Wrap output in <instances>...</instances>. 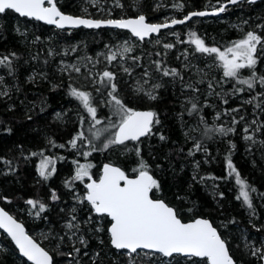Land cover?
I'll list each match as a JSON object with an SVG mask.
<instances>
[{
    "label": "rangeland",
    "instance_id": "obj_1",
    "mask_svg": "<svg viewBox=\"0 0 264 264\" xmlns=\"http://www.w3.org/2000/svg\"><path fill=\"white\" fill-rule=\"evenodd\" d=\"M166 1L174 2L173 0H54L59 10L64 14L89 19H125L141 14L146 17L148 23L183 19L185 12L175 11L176 7L167 6ZM220 6L221 4L217 7ZM233 9H226L223 14L214 18L216 20L213 17H205L211 18L206 20L194 17L191 24L183 23L169 27L143 40L133 36L129 31L117 27L61 29L35 18L22 17L13 10H7L4 14H0V36H3L0 41L5 40L4 36L6 37L4 16L7 15L12 21L11 30L26 38V46L31 47L30 54L35 55L33 48L40 46L44 58L43 67L29 66L21 71L22 84L17 68L12 76L8 75L6 69H3L4 67L0 68V100L10 103L9 99L17 98V102L20 103L21 99L18 94L21 85H37L41 80L47 82L49 91L53 95L52 99L47 98L48 102L45 100L39 105V108H43L44 117H47L49 125L46 137L40 141L31 138L32 146L27 150L29 154L24 150L20 152L23 162H25L23 165L32 167L31 183L40 185V191L34 194L23 193L21 196L18 192L7 195L0 191V205L23 222L29 235L53 255L54 264H88V262L94 263L99 260H105L104 264H207L205 259L196 258L198 260H195L194 257H181L177 254L166 257L160 253L144 250H139L136 253L117 249H114L113 252L108 251L106 248L108 245L111 246L110 236L108 229L106 233L104 232L103 218L96 214L90 204L83 199L87 192L86 184L89 179L88 177H84L83 180L74 179L78 165H93L89 171L91 177L97 180L104 163L119 166V164H127L132 160L137 168L141 161L145 162L148 165V171L160 183L158 169L152 166L148 154L149 151H152L150 146L165 139V134L158 130H162L161 114L165 113V110L161 109L160 113L159 108L155 107V103L164 89L175 92V98L180 105L182 102L191 100L199 106V115L195 119L198 124L205 123L216 128H228L229 125L232 127V131H226V134H220L206 144L203 148L205 153H193L188 165L189 175L201 186L203 192L209 195L213 205H217L216 211L219 210V214H214L210 221L226 241L229 254L235 264H246L251 261L261 264V255L264 251V183L263 186L253 183L250 187V190L252 189L249 190L251 207L243 201L242 197L237 199L240 196V189L235 181L230 184V191L233 192L231 195L237 202L238 213L236 215L241 219L239 222L229 221L225 207L220 203L223 193L219 192L220 185L216 186L219 181L216 180L218 177L213 167L216 165L217 158L212 152V148L217 143L223 144L224 152L222 155L220 152L219 156L225 157L224 168L225 166L228 168L230 157L233 166L244 181L247 182L246 179L249 181L250 178L246 172L240 169V158L246 159L251 165L255 163L258 172L264 179V95H262L264 94V85L254 83L252 88H248V85L239 82L248 79L249 75H241L236 78L225 77L217 55L198 52L195 45L191 43L193 39L191 33H195L199 38L201 35L211 37L209 34L203 33V25L211 20L214 23L222 22L228 26L233 23L236 28L233 30L230 26L227 28L229 37L236 38L233 42L244 38L249 31L264 37V2L254 9L259 17L245 16L241 9L236 10L235 7ZM194 10L202 9L190 11ZM204 10H208V8H204ZM231 13H234L232 17ZM59 31H64L66 34L59 33ZM229 37L225 36L223 39L212 37L207 40H211L209 44H212V47H218L223 51L232 46L230 44L233 42H228L225 45L221 42L228 41ZM168 44L173 47H165ZM258 46L256 55L261 56L264 48L261 45ZM125 48L131 50L125 52ZM22 50L18 47L0 45V55L8 56L12 63L21 59ZM112 54L116 55V59L109 61L108 57ZM261 60L264 63V54ZM157 65H159V69ZM259 66L260 64L257 62L256 69ZM165 68L175 69L177 75L165 76L163 74ZM104 71L114 74V79L111 81L116 84L114 94L127 107L133 109L154 107L152 109L156 113L159 123L153 124V130L143 139L140 150L129 146L123 152L112 145L106 149L103 147L102 149L107 151L106 158L108 160L100 161L104 151L93 150V147L88 145L82 147V144H85L83 139H80L81 144L76 143L75 148L69 143L80 133L81 118L88 114L81 101L75 98L79 101L77 102L60 86L66 84L67 88H77L91 94V106L97 109L96 118L110 121L107 124L96 125L94 128V130H103L111 122L117 120L115 114L111 117L108 114L107 107L111 99L108 93L111 91V87L107 80L101 83ZM149 93L156 98L151 99ZM57 95H61V100L58 98L59 102L54 103V98H57ZM23 106L25 105L20 107ZM22 109V114L29 118L31 110ZM30 119L32 123L28 127L34 126L39 116L35 114ZM193 128L194 126H192ZM161 136L164 139H161ZM245 137H251V139ZM85 152L90 155L85 156ZM33 153H37V155H33ZM40 153H42L41 157H39ZM44 157H51L56 169L47 179L41 177L38 170L40 161ZM130 157L131 159H129ZM220 164H222V160ZM21 168L23 167L21 166ZM49 169H51V165H49ZM20 171L23 172V169ZM226 174L228 175V172L226 170L225 173L224 169L220 178H225V181H228L231 178L229 175L227 178ZM1 175L7 174L3 171ZM202 176H205V180L210 183H214L215 187L207 184L201 185L198 177ZM156 190L154 189L153 194L151 193L152 198L158 195L154 192ZM53 192L58 197L56 200L52 199ZM30 199L43 203L45 210L39 212L38 204L33 208L27 203ZM38 212L39 215H37ZM185 212H178L180 218L185 215ZM73 216L76 218L73 223L79 224V228L69 229L67 223ZM92 235L94 238H91ZM84 236H87V239ZM81 239H83V243H81ZM91 239L97 240V245H102L101 253L86 250L91 246ZM8 247L4 235L0 232V253L5 252ZM76 249L79 251L77 252ZM257 249H260V252L253 255Z\"/></svg>",
    "mask_w": 264,
    "mask_h": 264
},
{
    "label": "snow or ice",
    "instance_id": "obj_2",
    "mask_svg": "<svg viewBox=\"0 0 264 264\" xmlns=\"http://www.w3.org/2000/svg\"><path fill=\"white\" fill-rule=\"evenodd\" d=\"M237 2L238 0H228L229 4H236ZM177 7H182V5H177ZM7 10H13L22 17H33L37 20L45 21L48 24L55 25L57 28H64L66 25L71 27L86 26L89 28L112 25L121 29H129L134 36L141 40L151 33H158L162 28L183 24L193 16H205L208 14L203 11L192 12L184 16L183 19H171L170 23L167 20L164 23H148L146 22V17L142 14L134 19L98 20L66 15L59 10L54 0H0V14H4ZM225 10L226 6L221 5L215 8L213 14L224 12ZM191 36L193 37L191 43L195 45L196 50L201 53L216 54L222 64L223 75L231 78L238 77L241 69H254L257 64V46L261 45L264 48V37L253 31L247 32L244 38L233 42L231 47L223 51L218 47L206 46L205 41L196 36L195 33H191ZM165 47L171 48L173 45L168 44ZM130 50L129 48L124 49L125 52ZM12 55L14 56L15 54L13 53ZM108 59L109 61L114 60L116 55L112 54ZM0 65L10 67L9 57L0 58ZM157 67L159 69V65ZM76 71H79V69H76ZM163 74L165 76H175L177 71L165 68L163 69ZM255 78L256 73L253 71L252 76L239 82L252 88ZM113 79V73L104 71L101 83L107 80L110 84L111 91L108 95L111 99L109 103L114 104V114L118 119L115 122H111L103 130L96 129L94 132L96 139H100L102 133H110L107 142L103 144L105 149L110 145H123L129 140L138 141L140 137L151 133L154 123H159L155 112L137 111L127 107L114 94L116 92V84L111 83ZM259 80L264 85V76L259 77ZM70 94L80 100L90 114L95 122L92 126L93 128H95V125L101 124V120L96 118L97 109L91 106V94L89 92L71 88ZM149 96L151 99L156 98L150 93ZM196 108L197 105L193 103L192 109L195 110ZM83 122V118H81V123L83 124ZM110 129H115V131L110 132ZM215 131L224 133L226 130L221 127L215 129ZM227 131H232V129ZM83 137L84 133L80 132L69 143L75 148L77 140ZM245 138L251 139V137ZM161 139H164V137L161 136ZM60 147H63V145H60ZM200 147V144H196L197 150ZM93 150L96 149L93 148ZM40 154L42 155V153ZM33 155H37V153H33ZM84 155L88 156L90 153L85 152ZM49 165H51V169H49ZM227 166L230 170L229 175L235 173L236 183L240 185V196L237 199L242 197L243 201L251 207L249 192L246 190L247 185L241 179L240 173L236 171L230 157ZM92 167L93 165L91 164L79 165L74 179L83 180L84 177H88L91 181L86 185L87 192L83 199L91 205L92 210L96 214L110 218L111 223L108 232L110 233V242L116 249L130 250V253H136L138 249H146L161 253L166 257H171L175 253L188 257L206 258L207 264H235L229 254L226 241L208 219L197 218L191 222H183L176 209L169 206L164 200L152 198L151 193L154 189L159 188V183L149 173L148 165L145 162L141 161L139 168L133 170L138 173L134 178H130L119 167L105 164L97 181L91 177L89 169ZM38 170L39 175L47 179L56 171L53 159L51 157L41 159ZM57 198L55 192H53L52 199L56 200ZM27 203L32 205L33 208L38 204L39 212L45 210V205L38 201L30 199ZM39 212L37 215H39ZM75 219V216H73L67 223L69 229L79 228V224L73 223ZM0 228L11 236L23 256L27 257L33 264H53V257L49 252L25 232L23 224L17 222L3 208H0ZM83 242V239H81V243ZM76 251L78 252L79 249H76ZM258 252H260V249L254 251L253 255ZM261 259H264V254L261 255Z\"/></svg>",
    "mask_w": 264,
    "mask_h": 264
},
{
    "label": "trees",
    "instance_id": "obj_3",
    "mask_svg": "<svg viewBox=\"0 0 264 264\" xmlns=\"http://www.w3.org/2000/svg\"><path fill=\"white\" fill-rule=\"evenodd\" d=\"M173 1H174L173 3H171L170 1H166L165 4L167 6L171 5V7L174 6L177 9L175 11H180L183 13V11L187 12L193 9L217 7L220 4H222L225 0H173ZM260 4L261 2H256L252 5H245V6L240 5L239 7H237L236 10L241 9L245 16L253 15L259 17L257 16V13L254 9ZM177 5H182V7H177ZM181 8H183L184 10H182ZM234 13L230 14L231 17L232 15H234ZM211 18H200V19L206 20ZM4 19L6 20L4 22L6 37L4 36L5 40L0 41V45L13 46V48L18 47V48H22L23 50L21 53L22 56L21 59L15 60L13 61V63L11 59H9L10 67L6 65H0V68L4 67L3 69H6V72L8 73L9 76H12V73L17 68L20 73L19 79L22 84L23 82L22 81L23 78H21L22 70L27 69V67L29 66H33L35 68L44 66L43 65L44 58L42 56L43 51L42 48H40V46L38 47L35 46L33 48L35 55L30 54L31 47H29V45L26 46L27 45L26 38H24L22 35L21 36L18 35L17 33L11 30L10 25L12 21L7 15L4 16ZM191 23L192 21H190L189 24ZM203 26H204L203 33H207L211 37L209 36L204 37L200 34L201 35L200 38L205 41V45H209L210 47H212V44H209L211 40H207V39H211L212 37H217L219 39H223L225 36L229 37V32L227 28L229 26L232 27V30L233 28H236V26L233 23L229 24L228 26L222 22L214 23V21L212 20L210 22H207L206 25ZM41 27L44 28V26ZM59 33L66 34L64 31L63 32L59 31ZM2 37L3 36H0V38ZM233 37H229V39H227L228 41L225 40L221 42H223L224 45L227 44L228 42L232 43L236 39ZM262 51H264V49H262ZM263 54H261V56L256 55L257 62L260 64L258 69H256V67L254 69L244 68L245 69L244 71H242L243 69H241L239 76L249 75L248 76L249 78L250 76H252L253 73L252 71H255L256 78L254 80V83L255 84L259 83L260 85H262L260 83L259 77L264 76V63L261 60ZM2 57L4 56L0 55V58ZM60 87L64 89L65 92L70 97H72L73 99L76 98L70 94L71 89L67 88L66 84H63ZM168 90L164 89L160 93L159 99L155 103V107L159 108L160 113H161V109L165 110V113L161 114L163 119L162 120L163 124L161 125L162 130L158 129L159 131H162L163 134H165V139L161 142H155L156 144L154 143L152 146H150L152 147L151 148L152 151H149L148 154V158L152 161V166L157 168L159 172L158 175L160 181L159 188L156 191H154L158 195L154 197L162 198L169 205L173 206L177 211L179 209L178 212L186 211L185 215L182 216V220L192 219L197 216L208 217L209 219H211V217L214 214L215 215L219 214V210L216 211L217 205H213V202L209 197V195H206L201 189V186L190 178L189 175L190 170L188 165L190 163L191 156L193 155V153H199V152L205 153L203 151V148H205L206 144H208L210 141H212L220 134H226L225 132L228 129H232V127L230 125L228 126V128L222 127L226 131L224 133H221L215 131V129H219L220 127L218 128L211 127L205 123L198 124V122H196L195 119L197 115H199V111H200V109H198L199 106H197V108L193 110L192 104L194 101L191 100L182 102V104L180 105V103H178L175 98L176 97L175 92ZM18 95L19 98L21 99L20 103L17 102V98L13 100L9 99L10 103H6L5 101L0 100V191H2L4 194L7 195H12L14 192H18L19 195L21 196L23 195V193L34 194L40 191V185L31 183L32 167L28 165L25 166L23 165L25 164V162H23V158L21 157L20 152L21 150H24L27 154H29L28 153L29 151L27 150L29 149L30 146H32L31 145L32 142L30 140L31 138H36L40 141L41 139H43V137H46L49 130V125L47 122V117H44L43 108H39V105L45 102V100L46 102H48L47 98L52 99L53 95L49 91L47 82L43 80H41L37 85H32V84L26 86L21 85ZM56 97L57 98H54V103L59 102L58 98L61 100V95L60 96L57 95ZM21 105H25V106L20 107ZM22 108H28L31 110L29 118H26L22 114L21 112V110L23 111ZM107 108L110 117L111 115L114 116V104L110 103ZM146 108L153 110L152 108L154 107H146ZM35 114H38L39 119L36 120V124L34 126L28 127L32 123L31 122L32 120L30 119L31 116H34ZM87 114L88 116L83 118L84 121L83 124L80 123L81 125L80 132L84 133V137L81 139H83L82 141L85 142L84 145L82 144V147L88 145V146H92L96 150L104 151L102 155L103 158L101 157L102 160H100L103 161L104 159H107L106 158L107 151L102 148H103V144L107 142L110 133H103L100 139H96L94 137L95 130L92 127L95 122L94 120H92L88 112ZM115 118L118 119L116 115ZM109 122L110 121H105L104 119L101 120V124H107ZM192 126H194L193 129ZM209 129L211 131H206ZM114 131L115 129L114 130L110 129V132H114ZM143 139L139 141H127L123 145H112V146L113 147L115 146L118 149L123 150V152L129 146L135 147L136 149L140 150L141 145H143L142 144V142L144 141ZM82 141L81 140L77 141V143L81 144ZM196 144L201 145L199 150H197ZM212 152L217 158V160L215 161L216 165L213 167L216 176L218 177V179L216 180L219 181V184H216V186L220 185L219 192L223 193V197L220 198V203L222 204L223 207H225L228 217L227 219H229V221L231 222H236V221L239 222L241 218L236 215L238 213L236 207L237 202L234 201L235 199L233 200V196L231 195L233 194V192L230 191L231 188L230 184L234 183V181L236 183L235 173L229 175L230 170L226 166L224 168L223 165L225 161V157L222 156L223 158H221V156H219L220 152L221 155L224 152L223 144L217 143L216 146L212 148ZM41 156L42 155L40 154L39 157ZM129 159H131V157ZM221 160H222V164H220ZM239 164L241 166L240 169L243 170V172H246L250 178L249 181L248 179H246L247 182L245 181V184L247 185L246 190L248 192L253 183H255L256 185L263 186L264 183L263 176L258 172V168L255 165V163L251 165L250 163H248L246 159L240 158ZM21 166L23 168H21ZM119 166L123 169V171L126 174H130V175L135 174V171H133L134 169H138L136 165L132 162V160H130L129 163L127 164H121V165L119 164ZM21 169H23L24 173L20 171ZM224 169H225V173L227 170L228 175L232 180L229 179L228 181L227 180L225 181V178L222 179L220 178V176L223 175ZM3 171H5V174L7 175H1ZM228 175L226 174L227 178ZM198 178L201 182V185L207 184L215 187L214 183H210L208 180H205L206 179L205 176ZM236 185L240 189V185H238L237 183ZM239 195H240V190H239ZM220 211L222 212L223 210ZM101 216L103 218L102 221H104V225H105L104 232L106 233V230L108 229V226L110 224V219L107 216H103V215ZM84 237L87 239V236ZM92 237L94 238L93 235L91 236V238ZM91 240H92L90 241L91 246H89L88 249L86 250L88 252L90 251V252L101 253L103 251L102 245L101 244L97 245V240H93V239ZM105 245L107 246L108 242ZM8 246L9 247L5 252L0 253V264H21V262H19V258L17 257V253L14 247L9 242H8ZM106 249L110 252L111 251L113 252L115 248L108 245ZM193 259L198 260L195 257ZM104 261L99 260L94 263L88 262V264H104L106 262ZM246 264H259V263L258 262L255 263L251 261V262H246Z\"/></svg>",
    "mask_w": 264,
    "mask_h": 264
},
{
    "label": "water",
    "instance_id": "obj_4",
    "mask_svg": "<svg viewBox=\"0 0 264 264\" xmlns=\"http://www.w3.org/2000/svg\"><path fill=\"white\" fill-rule=\"evenodd\" d=\"M239 1H242V0H238V2ZM249 1H251V2H254V1H257V0H249ZM226 5H229V3H228V1L227 2H225V4H224V6H226ZM45 6H47V5H45ZM201 11H203V12H206V13H208L207 15H205V16H210V15H215V14H213L214 13V10L213 11H209V10H194V11H190V12H188L186 15H188L189 13H192V12H201ZM18 14V13H17ZM217 14V13H216ZM66 15H70V14H66ZM185 15V16H186ZM71 16H73V15H71ZM73 17H77V16H73ZM138 17V16H137ZM193 17H203V16H193ZM193 17H191V18H193ZM31 18H33V17H31ZM81 18H85V19H89V18H86V17H81ZM134 18H136V17H128V18H125V19H134ZM190 20V19H189ZM40 21H42V20H40ZM188 21V20H187ZM187 21H185V23L187 22ZM42 22H45V21H42ZM45 23H47V22H45ZM160 23H164V22H160ZM170 23V22H169ZM48 24V23H47ZM48 25H52V24H48ZM177 25H179V24H177ZM55 26V25H54ZM104 26H106V27H115V26H112V25H102L101 27H104ZM173 26H176V25H171L170 27H173ZM56 27V26H55ZM78 27H85V28H89V27H86V26H78ZM78 27H71V26H65L64 28H78ZM64 28H61V29H64ZM167 28H169V27H167ZM167 28H162L160 31H162V30H164V29H167ZM125 30H127V31H129L130 32V34H132V32L129 30V29H125ZM159 31V32H160ZM158 32V33H159ZM158 33H151L150 35H155V34H158ZM133 35V34H132ZM149 35V36H150ZM134 36V35H133ZM149 36H147V37H149ZM136 37V36H135ZM146 38V37H145ZM140 39V38H139ZM134 110H137V111H153V110H150V109H148V108H140V109H134ZM154 112V111H153ZM147 136V135H146ZM146 136H143V137H140V139L139 140H141V139H143V138H145ZM138 140V141H139ZM129 141H131V140H129ZM127 142V141H126ZM105 164H109V163H104L103 165H102V167H101V173H100V175L102 174V171H103V166L105 165ZM111 165H113V164H111ZM113 166H116V167H119V166H117V165H113ZM119 168H121V167H119ZM121 170L123 171V169L121 168ZM150 173V172H149ZM138 174V173H137ZM137 174H135L134 176H129L130 178H134ZM151 174V173H150ZM152 175V174H151ZM100 177V176H99ZM99 180V178L97 179V181ZM91 182V181H90ZM89 182V183H90ZM153 199H159V198H153ZM162 200V199H161ZM166 202V201H165ZM167 203V202H166ZM168 204V203H167ZM169 205V204H168ZM91 206V205H90ZM169 206H171V205H169ZM171 207H173V206H171ZM0 208H3L4 209V207H2V205H0ZM174 208V207H173ZM175 209V208H174ZM6 212H8L6 209H4ZM9 213V215H11L14 219H16L10 212H8ZM100 215V214H99ZM109 218V217H108ZM197 218H204V219H208V218H206V217H201V216H197V217H194L193 219H191V220H182L183 222H191L192 220H194V219H197ZM110 219V218H109ZM182 219V218H181ZM17 220V219H16ZM209 221H210V219H208ZM17 222H19V223H21L22 224V222H20L19 220H17ZM211 222V221H210ZM110 223H111V221H110ZM110 227V224H109V226H108V228ZM24 229H25V232L27 233V231H26V228H25V226H24ZM0 230L2 231V232H4L6 235H7V237L11 240V242L13 243V245L16 247V249H17V251L19 252V254L23 257V258H25L27 261H29L28 259H27V257H25V256H23V254L20 252V250H19V248H18V246L16 245V243H15V241H13L12 240V238H11V236L4 230V229H2V228H0ZM109 233V232H108ZM28 234V233H27ZM109 236H110V233H109ZM36 241V240H35ZM37 242V241H36ZM38 243V242H37ZM39 244V243H38ZM110 244H111V242H110ZM41 246V245H40ZM111 246L112 247H114L112 244H111ZM42 247V246H41ZM115 248V247H114ZM116 249V248H115ZM46 250V249H45ZM117 250H124V251H127V252H129L130 253V250H126V249H117ZM139 250H144V251H149V252H154V253H158V252H155V251H153V250H146V249H138L137 251H139ZM47 251V250H46ZM50 254V253H49ZM161 254V253H160ZM175 254V253H174ZM263 254H264V251H263ZM163 255V254H162ZM178 255H180V256H183V257H188V256H185V255H183V254H178ZM164 256V255H163ZM196 258H200V257H196ZM201 259H206V258H201ZM29 262H31L32 264H33V262L32 261H29ZM261 264H264V259H261Z\"/></svg>",
    "mask_w": 264,
    "mask_h": 264
},
{
    "label": "flooded vegetation",
    "instance_id": "obj_5",
    "mask_svg": "<svg viewBox=\"0 0 264 264\" xmlns=\"http://www.w3.org/2000/svg\"><path fill=\"white\" fill-rule=\"evenodd\" d=\"M225 2H227V1H224L223 3L225 4ZM256 2H264V0H257V1H254V2H251V1H249V0H242V1H239V2H237L236 4H229V5H226V9H232L233 7H235V8H237V7H239L240 5H252V4H254V3H256ZM221 4V5H224V4ZM215 8H218V7H210V8H208V10L209 11H213V10H215ZM202 10H204V9H202ZM188 12H190V11H187V12H185V15L188 13ZM221 14H223V12H220V13H217V14H215V15H210V16H203V17H199V18H205V17H213V18H215L216 16H220ZM194 18V17H193ZM193 18H191L190 20H188L185 24L186 25H188L189 23H190V21H193L192 19ZM195 18H197V17H195ZM147 22V21H146ZM163 31V30H162ZM161 32V31H160ZM126 174V173H125ZM135 174H137V173H135ZM135 174H132V175H130V174H126V175H128V176H134ZM93 179V178H92ZM96 180V179H95ZM89 182H90V180H89ZM88 182V183H89ZM87 185V184H86ZM15 217V216H14ZM16 218V217H15ZM17 219V218H16ZM193 219V218H192ZM18 220V219H17ZM189 220H191V219H189ZM20 221V220H19ZM21 222V221H20ZM22 224H23V222H22ZM24 225V224H23ZM25 226V225H24ZM25 228H26V226H25ZM26 231H27V233H28V230H27V228H26ZM0 232L4 235V237H5V240H6V242L8 243H10L13 247H14V249H15V251H16V253H17V257L19 258V262H21V264H32L31 262H29V261H27L25 258H23L20 254H19V252L17 251V249H16V247L13 245V243L11 242V240L7 237V235L4 233V232H2L1 230H0ZM28 235H29V233H28ZM31 236V235H30ZM33 238V237H32ZM34 239V238H33ZM35 240V239H34ZM37 241V240H36ZM38 242V241H37ZM39 243V242H38ZM40 244V243H39ZM41 245V244H40ZM44 249H46L43 245H41ZM47 250V249H46ZM48 251V250H47ZM49 252V251H48ZM50 253V252H49ZM50 255L53 257V255L50 253ZM23 262V263H22ZM53 264H54V258H53Z\"/></svg>",
    "mask_w": 264,
    "mask_h": 264
},
{
    "label": "bare ground",
    "instance_id": "obj_6",
    "mask_svg": "<svg viewBox=\"0 0 264 264\" xmlns=\"http://www.w3.org/2000/svg\"><path fill=\"white\" fill-rule=\"evenodd\" d=\"M139 16V15H138ZM133 17H135V16H133ZM137 17V16H136Z\"/></svg>",
    "mask_w": 264,
    "mask_h": 264
}]
</instances>
